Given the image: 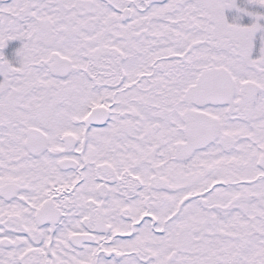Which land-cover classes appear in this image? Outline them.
Here are the masks:
<instances>
[{
    "label": "snow or ice",
    "instance_id": "obj_1",
    "mask_svg": "<svg viewBox=\"0 0 264 264\" xmlns=\"http://www.w3.org/2000/svg\"><path fill=\"white\" fill-rule=\"evenodd\" d=\"M0 264H264V0H0Z\"/></svg>",
    "mask_w": 264,
    "mask_h": 264
}]
</instances>
